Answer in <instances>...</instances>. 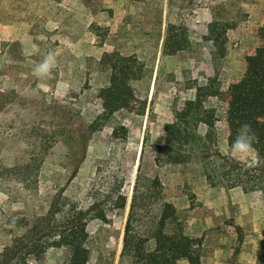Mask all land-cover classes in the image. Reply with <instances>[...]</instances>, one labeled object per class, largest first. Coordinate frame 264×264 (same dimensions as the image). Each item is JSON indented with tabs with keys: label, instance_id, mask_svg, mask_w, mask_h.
Masks as SVG:
<instances>
[{
	"label": "rangeland",
	"instance_id": "374dc122",
	"mask_svg": "<svg viewBox=\"0 0 264 264\" xmlns=\"http://www.w3.org/2000/svg\"><path fill=\"white\" fill-rule=\"evenodd\" d=\"M214 20L229 27L224 55L212 59L207 24ZM263 20L264 0H0V253L18 231L16 220L30 224L39 214L95 202L107 221L92 217L95 208L88 212L87 264H127L120 250L139 173L159 178L161 199L198 245L200 264H226L235 248V263L243 248L264 264L262 191L212 186L202 167L225 157L249 173L264 171V156L253 149L247 158L228 154L224 121L228 88L259 45ZM168 24L183 26L189 39L174 54L161 51ZM110 51L134 54L143 72L131 81V105L103 120L98 91L109 70L100 57ZM49 52L56 65L37 77L33 70ZM201 84L209 86L201 100L216 118L212 136L183 145L192 152L186 162L156 161L164 123ZM117 194L125 195L122 209ZM156 206L144 203L141 225ZM67 256L65 247L50 246L29 263L66 264Z\"/></svg>",
	"mask_w": 264,
	"mask_h": 264
},
{
	"label": "trees",
	"instance_id": "16d2710c",
	"mask_svg": "<svg viewBox=\"0 0 264 264\" xmlns=\"http://www.w3.org/2000/svg\"><path fill=\"white\" fill-rule=\"evenodd\" d=\"M228 24L211 21L207 24V38L211 41L212 59L224 55L223 35ZM259 45L252 54L245 56V72L239 80L229 86L233 95L227 100L224 110L226 124V142L230 146L240 124L247 123L255 133L253 150L259 157L264 156V20L258 28ZM189 45L187 32L183 26L168 24L162 40L161 51L174 54ZM100 64L109 70L108 82L98 91L102 111L99 114L106 120L113 112L128 108L134 100L131 81L141 77L142 62L134 54L123 55L117 51L103 52ZM209 86L195 87L192 99H186L180 110L176 111L172 121L163 125L164 142L156 147V161L181 163L192 157L190 148L198 140L212 136L213 123L216 120L214 110L206 108L201 100ZM216 93V91H214ZM203 126V132L198 127ZM221 162L209 165L202 163L206 181L214 186H240L244 191L259 189L264 196V171L262 166L252 167L253 173L244 164ZM257 170V171H256ZM153 200L156 203L154 215L141 225L144 203ZM114 204L124 208L125 195L117 194ZM94 210L92 217L107 221L105 213L92 202L85 208H68L55 215L48 211L37 215L30 224H20L16 220L17 232L12 233L8 244L0 253V264H30V259H38L50 246L65 247L68 252L66 264H87L89 248L87 246L86 221L88 212ZM57 211H62L58 208ZM176 209L172 203L161 199V182L156 175L135 177L132 187L129 210L124 224L120 262L127 264H177L185 259L188 264H200V252L194 240L183 235L182 226L176 221ZM239 230V227L236 226ZM237 248L234 250V256ZM228 264H235L232 256Z\"/></svg>",
	"mask_w": 264,
	"mask_h": 264
},
{
	"label": "clouds",
	"instance_id": "9594fccd",
	"mask_svg": "<svg viewBox=\"0 0 264 264\" xmlns=\"http://www.w3.org/2000/svg\"><path fill=\"white\" fill-rule=\"evenodd\" d=\"M55 65V56L49 52L34 68V75L37 77H47ZM254 139L255 133L252 131L250 125L247 123L240 124L232 144L229 146L228 154L233 157L247 158L248 154L252 151Z\"/></svg>",
	"mask_w": 264,
	"mask_h": 264
},
{
	"label": "crops",
	"instance_id": "0c3cea01",
	"mask_svg": "<svg viewBox=\"0 0 264 264\" xmlns=\"http://www.w3.org/2000/svg\"><path fill=\"white\" fill-rule=\"evenodd\" d=\"M259 253H263V247L262 246H260V248H259ZM233 257H234V254H233ZM254 260H255V256L252 254V252L246 251L245 249L242 248V249H240V251L238 253L235 264H243V262H244V264H255L256 261H254ZM228 262L229 261H227L226 264H228Z\"/></svg>",
	"mask_w": 264,
	"mask_h": 264
}]
</instances>
